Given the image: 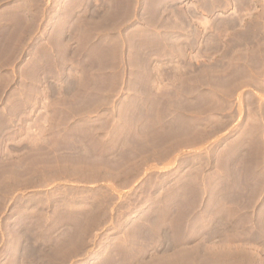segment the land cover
Segmentation results:
<instances>
[{"label":"rangeland","instance_id":"obj_1","mask_svg":"<svg viewBox=\"0 0 264 264\" xmlns=\"http://www.w3.org/2000/svg\"><path fill=\"white\" fill-rule=\"evenodd\" d=\"M25 201L101 209L98 264H264V0H0V264Z\"/></svg>","mask_w":264,"mask_h":264},{"label":"crops","instance_id":"obj_2","mask_svg":"<svg viewBox=\"0 0 264 264\" xmlns=\"http://www.w3.org/2000/svg\"><path fill=\"white\" fill-rule=\"evenodd\" d=\"M92 127L93 131L100 130L99 125H93ZM96 168L97 169H95L94 173L99 176V167ZM107 171L109 172V174H107L106 176L110 178L113 177L114 179H116L123 177L121 176V173H114L112 176V174L110 173L111 171ZM77 176L85 178L91 176V174L88 171H83L82 174H77ZM110 191L112 192L113 190ZM26 196L27 197H25L24 200H29L30 197H32V194ZM29 204V202L25 201L23 208L17 210L15 209V207H11L7 212L8 216L13 215L11 219H13L12 222L15 225L13 224L11 228L12 230L14 229L13 231H17L16 234H18L17 240L14 241L16 243L15 252L17 251L18 253V259H27L29 262H32V264H52V253L53 251H58L60 253L59 258L61 259L60 264H62V259L64 261V264H67L68 258L72 257L73 254H76V259L78 261H81L77 264H98V259L101 256L95 255L93 254V252L89 253L90 250L88 249L89 247H87V245L93 242V235H90L91 232H94L96 229L107 228L108 226V224L104 222L102 224L99 222L105 217L101 209L93 210V208L91 212H88V209L78 210L75 214L77 223L74 226V234L69 236L67 234L68 225L66 223L68 216V213L66 211L67 205H63L65 209H60L58 219L55 218L56 223H53L52 209H45L44 204H34L32 209H30L28 208ZM32 212L35 213V218L32 219V221H35L34 224L30 223V216ZM177 220V225L180 226L179 219ZM57 224H59V226L63 228V233L56 236L54 240L55 244L53 246V227H56ZM147 237L148 233L136 234L130 236V238H128L130 241L127 242L129 244H131L132 241L136 243L146 244L148 242ZM112 238L113 239L109 242L110 249L108 250L107 254H102L107 257V260H113L117 256V250L113 247L116 238ZM132 238L133 240H131ZM173 238L176 241L178 235L173 236ZM73 243L74 245H72ZM79 253H81V255H78ZM128 256L131 257L130 254ZM193 256H196L193 257L195 260H200L203 258L200 255L196 254ZM212 257L213 254H211V256L209 257L204 256L205 259H210Z\"/></svg>","mask_w":264,"mask_h":264},{"label":"bare ground","instance_id":"obj_3","mask_svg":"<svg viewBox=\"0 0 264 264\" xmlns=\"http://www.w3.org/2000/svg\"><path fill=\"white\" fill-rule=\"evenodd\" d=\"M14 230V229H13ZM152 232V231H151ZM25 236V235H24ZM136 238V237H135Z\"/></svg>","mask_w":264,"mask_h":264}]
</instances>
